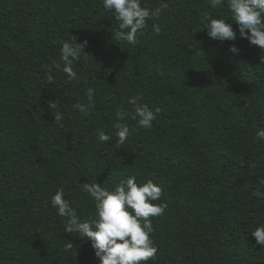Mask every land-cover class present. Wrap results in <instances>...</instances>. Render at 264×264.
I'll return each mask as SVG.
<instances>
[{
  "label": "trees",
  "instance_id": "1",
  "mask_svg": "<svg viewBox=\"0 0 264 264\" xmlns=\"http://www.w3.org/2000/svg\"><path fill=\"white\" fill-rule=\"evenodd\" d=\"M163 3L133 46L115 39L119 22L103 0H0V264H100L87 238L65 231L52 198L63 188L90 221L97 209L81 185L114 191L132 176L161 187L153 203L167 204L153 218L158 253L147 264H264L251 235L264 226L255 195L264 194V51L241 37L228 0H141L153 11ZM210 19L231 24L236 40L211 39ZM85 40L90 55L74 61L69 82L55 68L62 44ZM92 87L84 115L75 105L89 103ZM136 96L156 113L151 129L131 118ZM116 123L132 131L120 148ZM100 131L112 139L100 142Z\"/></svg>",
  "mask_w": 264,
  "mask_h": 264
},
{
  "label": "clouds",
  "instance_id": "2",
  "mask_svg": "<svg viewBox=\"0 0 264 264\" xmlns=\"http://www.w3.org/2000/svg\"><path fill=\"white\" fill-rule=\"evenodd\" d=\"M224 0H211V7L218 8ZM106 10L114 13V18L118 21V31L115 39L127 42L133 46L140 43L139 36L144 34L148 27L149 20H158L163 11L168 9L167 3L161 4L154 11L142 7L141 0H103ZM228 8L233 14L232 19L239 25V32L242 38L248 39L253 46L264 51V0H228ZM155 34L159 35L161 28L159 24L153 26ZM208 35L213 40L235 41L237 36L231 24L224 19H210L207 28ZM88 41L81 43L63 42L61 49V63H56L55 68L61 69L68 76L69 82L77 79V72L74 70V61L79 62L81 55L88 58L90 54L85 51ZM233 53L239 50L233 46L230 49ZM198 53V52H197ZM264 59V58H262ZM48 73L52 67L45 66ZM84 84H88L85 77L80 78ZM48 82L54 83V77L48 75ZM94 87L88 88V104H76L75 107L84 115L89 114L90 109H94ZM142 97H133L129 103L134 106L132 119L138 122V127L145 130L151 129L153 122L157 119L156 113L144 104L141 105ZM49 108L54 115V124L63 127V115L55 111L59 107V102H48ZM159 111L158 109L156 110ZM126 114L123 111L117 113L118 120H123ZM116 135L118 142L116 148H120L131 137L132 131L124 123H116ZM112 139L104 131L99 132V140L107 143ZM264 139V130L258 132L257 142ZM252 168L256 164L249 163ZM264 185V178L258 181ZM82 190L89 194L95 202L97 217L92 220L81 221L76 210L71 206V202L65 199V192L60 188L52 198L53 208L58 209V214L67 219L65 231L68 234H77L81 238H87L92 243L95 254L100 264H147L154 260L158 253L151 236L155 232L153 218H160L167 209V204L153 203L159 201L163 196V189L153 181L148 180L143 185L137 183L136 177L132 176L122 180L114 191H109L101 187L98 183H85L81 185ZM257 197H264V194L257 191ZM259 246H264V226H260L251 232ZM77 249L75 255L78 256V248L73 242L65 245L66 251Z\"/></svg>",
  "mask_w": 264,
  "mask_h": 264
}]
</instances>
